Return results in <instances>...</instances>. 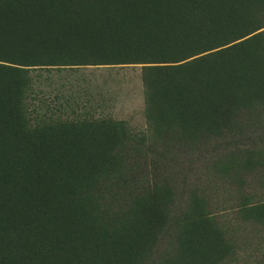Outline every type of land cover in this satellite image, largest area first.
<instances>
[{
	"label": "trees",
	"instance_id": "1",
	"mask_svg": "<svg viewBox=\"0 0 264 264\" xmlns=\"http://www.w3.org/2000/svg\"><path fill=\"white\" fill-rule=\"evenodd\" d=\"M0 264H264V0H0Z\"/></svg>",
	"mask_w": 264,
	"mask_h": 264
},
{
	"label": "rangeland",
	"instance_id": "2",
	"mask_svg": "<svg viewBox=\"0 0 264 264\" xmlns=\"http://www.w3.org/2000/svg\"><path fill=\"white\" fill-rule=\"evenodd\" d=\"M77 74L78 77H67L69 81H76L77 88L86 98L87 94L94 97L87 98L89 104L81 103L84 108L79 112H92L98 115V110L94 107L101 108L105 115H110L116 119L125 120L134 130H145L146 120L144 117V96L141 81V65L116 66L114 68H85ZM52 81L57 82L55 79ZM44 82H50L46 80ZM42 88L46 91L50 87ZM49 95V93H48ZM51 101V97L47 98Z\"/></svg>",
	"mask_w": 264,
	"mask_h": 264
}]
</instances>
